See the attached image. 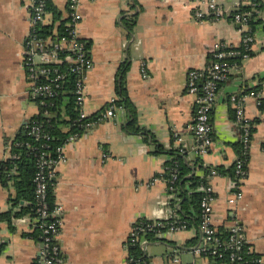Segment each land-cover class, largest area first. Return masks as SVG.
<instances>
[{
    "label": "crops",
    "instance_id": "1",
    "mask_svg": "<svg viewBox=\"0 0 264 264\" xmlns=\"http://www.w3.org/2000/svg\"><path fill=\"white\" fill-rule=\"evenodd\" d=\"M215 1L225 12L218 19L195 17L196 8L206 9L208 0L80 1L78 29L94 61L84 75L83 109L93 116L112 99L122 105L117 103V86L125 69L123 84L138 131L129 126L132 117L123 105L114 117L101 119L67 142L66 160L55 167L52 179L54 203L63 207L57 239L61 259L53 264H124L133 225L165 218L172 210L177 215L179 204L177 199L176 206L171 204L175 196L165 178L172 150H179L182 163L190 167L187 176H203L200 162L216 170L206 176L213 187L212 224L219 231L237 224L250 254L264 264V106L248 94L257 91L264 100V0H256L257 13L248 25L232 17L238 5L241 10L251 7L248 0ZM50 2L60 12L54 18L47 9L44 24L52 26V34L67 18L68 0ZM31 4L0 0V162L10 157L14 139L25 133L38 111L23 65ZM131 15L135 23L129 30L124 20ZM245 32L253 36L250 53L241 56L220 84L210 110L212 144L199 153L193 130L195 94L186 89L188 71L205 69L217 42L239 47ZM233 93L246 94L245 114L253 121L242 177L229 172L241 152L229 98ZM237 187L242 196L230 204ZM14 194L11 180L0 181V212L18 209L10 201ZM31 218L27 213L13 216L12 228L0 220V264H35L41 242L29 236ZM161 237L146 238L144 248L138 245L148 258L144 264H211L193 251L200 242L198 226L165 231Z\"/></svg>",
    "mask_w": 264,
    "mask_h": 264
},
{
    "label": "built area",
    "instance_id": "2",
    "mask_svg": "<svg viewBox=\"0 0 264 264\" xmlns=\"http://www.w3.org/2000/svg\"><path fill=\"white\" fill-rule=\"evenodd\" d=\"M81 0H68L67 18L64 24V32H54L47 36L37 33V26L44 24L47 14L48 0H32L30 23L31 29L24 42L23 47V65L31 78L30 94L33 100L39 104H44L45 98H52L57 94L61 81L65 78V73L57 66L63 60L69 65V71L76 76L75 81V100L78 105L79 119H82L81 128L89 129L97 124L101 119L112 118L118 109L123 105H116L115 100H110L104 111L97 118H92L84 109L83 102L85 99L84 75L86 70L94 65L88 50V44L80 35L78 24L82 18L79 12V3ZM199 1V0H192ZM251 7L241 10L239 5L235 12L232 13L234 20L241 24L248 25V21L257 13V1L248 0ZM225 14L223 8L215 0H208L206 9L196 8L195 17L202 18L205 15L218 19ZM253 36L249 32L243 33L241 44L244 50L238 49L237 46H231L224 42L214 44L212 52V62L205 69H191L187 74L186 89L188 92L195 94V117H194V135L196 139V149L199 153H204L212 144V126L210 121V110L213 100L217 94L221 83L226 81L236 63L230 60L232 56L247 57L250 53ZM64 52L63 55L59 54ZM144 77L147 76L145 68L142 69ZM43 76L45 81L40 82L39 78ZM249 95L258 98V103L264 106V100L258 97V92L250 90ZM246 94L233 93L229 96L234 110L235 123L239 128V138L241 146V155L235 161V174L238 177L245 175L244 161L248 155L253 121L245 114L243 100ZM27 134L35 138L41 136L47 137L42 132L41 124L31 120L26 124ZM79 133H70L59 146L56 148L55 156H51L46 150L37 152V168L33 177L34 196L37 200V214L32 216V226L41 228V245L39 257L35 264H53L59 261V244L57 242L60 228L62 225L63 207L59 204L53 205L49 209L46 200L47 191L54 177L55 167L62 161L66 160L65 146L67 142H72L78 137ZM48 144H46L47 147ZM13 156V154H10ZM216 170L212 169L210 174H215ZM209 177V175H208ZM168 182L173 183L178 179L177 166L173 168ZM203 195L200 200L201 218L198 224L200 242L193 246V251L210 260L211 264H262L261 258L250 254L251 249L246 245L241 235L240 227L235 224L230 227L226 237L211 222V200L213 199V187L206 179L197 186ZM242 196V191L237 187L228 198L230 204L235 203ZM31 217V216H30ZM50 219H47L49 218ZM168 221V227L165 230L174 231L186 229L187 224L177 220V215L172 210L165 218ZM159 219L139 220L129 233L127 243H137L142 248L145 247L146 232L152 230L154 226H159ZM165 231H157V236H162ZM250 255V257H247ZM133 255L129 253L124 264H137Z\"/></svg>",
    "mask_w": 264,
    "mask_h": 264
},
{
    "label": "trees",
    "instance_id": "3",
    "mask_svg": "<svg viewBox=\"0 0 264 264\" xmlns=\"http://www.w3.org/2000/svg\"><path fill=\"white\" fill-rule=\"evenodd\" d=\"M246 7H243L245 9ZM47 9L53 10L54 18L60 17V12L53 9V5L50 0L47 2ZM252 24V21H249ZM135 23V16H128L124 20V24L127 29L131 30L133 24ZM51 25L39 24L37 26V33L42 36H47L52 32ZM58 33L64 32V24L58 26ZM240 50H244L242 46H239ZM61 55L64 52L59 53ZM230 60L236 64L240 63L241 56H232ZM69 65L66 60H63L57 66L62 72H64L65 78L61 81L60 87L57 89V94L52 98H45L44 104H39L38 102V111L31 118V122L36 121L41 124V129L44 134L47 135L41 136L39 138H35L30 134L25 132L24 134L18 135L11 147L10 157L0 162V181L5 183L8 180L12 181V184L15 188V194L10 198V201L14 206H17L18 209L11 208L7 211L0 212V220H5L11 226V218L13 216H19L22 214H30V216H35L37 214V200L34 196V181L33 177L37 168V152L41 150H46L51 156H55L56 148L62 142H64L65 138L73 132L81 133L83 132V128H81L82 119H79V111L78 105L75 100L74 88L76 76L73 72L69 71ZM125 69L121 71V81L117 86L118 100L117 103L124 105L126 109H128L130 116L132 117L131 122L129 123L130 127H134L133 130L136 132L138 128L135 127V121L133 119L135 115V110L132 103L129 101L127 97L126 89L123 84V75ZM40 82L45 81V78L41 76L39 78ZM100 113L95 115H90L92 118H97ZM26 129V126H25ZM26 131V130H25ZM46 144H48L47 147ZM239 148L241 151V146L239 144ZM159 149L161 146L159 145ZM180 151L172 150L171 153L173 157L167 163V168L165 172V178H170L171 171L175 166H177L178 171V179L170 183L169 185L172 187L171 191L173 192L175 198L171 204L173 206L176 202L179 204L176 207L177 220H180L187 224V227L192 225L198 226L200 218H201V208H200V200L203 195V192L200 190H196L197 186L206 181V176L213 169L210 166H204L201 162L198 167L203 170V176L198 174H193L191 176H187L190 172V167L187 164L182 163L180 156L178 155ZM241 155V152H240ZM244 157L243 155H241ZM248 160V155L245 157L244 167L246 166ZM235 165V163H234ZM218 171L221 169L216 168ZM234 167L229 171L231 175H233ZM187 176V177H186ZM53 181L51 182L49 189L47 191L46 200L49 205V209H51L54 205V195H53ZM47 219H50L47 218ZM161 224L159 226H154L152 230L146 232V238L149 241L163 239L161 236H157V231H165L168 227L167 219H159ZM223 237H226L229 233L228 229H223L222 231ZM41 228L39 226H35L33 231L29 233V236L35 238V240L41 242ZM192 244L197 241V238L191 240ZM129 252L135 260L137 264H144L143 261H147V256L140 249L137 243L130 244L128 246ZM250 257V255H247Z\"/></svg>",
    "mask_w": 264,
    "mask_h": 264
},
{
    "label": "water",
    "instance_id": "4",
    "mask_svg": "<svg viewBox=\"0 0 264 264\" xmlns=\"http://www.w3.org/2000/svg\"><path fill=\"white\" fill-rule=\"evenodd\" d=\"M24 133V132H23Z\"/></svg>",
    "mask_w": 264,
    "mask_h": 264
}]
</instances>
